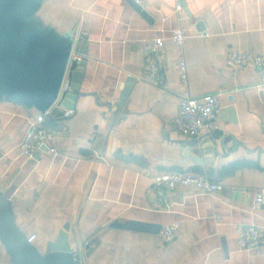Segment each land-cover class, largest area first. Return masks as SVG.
I'll use <instances>...</instances> for the list:
<instances>
[{"label": "crops", "instance_id": "1", "mask_svg": "<svg viewBox=\"0 0 264 264\" xmlns=\"http://www.w3.org/2000/svg\"><path fill=\"white\" fill-rule=\"evenodd\" d=\"M136 1L148 17L128 0H41L31 13L57 40L86 32L74 48L84 73L73 113L65 114V94L46 116L57 154L48 145L22 154L19 143L41 111L0 96V191L43 254L68 224L87 264H264V246L239 242L242 226L264 228L255 199L264 189V82L259 69L227 63L229 50L264 51V0ZM177 28L189 34L188 91L222 101L218 127L195 139L173 126L183 90L170 39ZM158 36L166 40L163 85L144 78V42ZM171 172L201 174L223 189L156 191L154 177ZM117 220L161 228L179 221L180 229L166 241L113 226ZM0 264H12L1 238Z\"/></svg>", "mask_w": 264, "mask_h": 264}, {"label": "water", "instance_id": "2", "mask_svg": "<svg viewBox=\"0 0 264 264\" xmlns=\"http://www.w3.org/2000/svg\"><path fill=\"white\" fill-rule=\"evenodd\" d=\"M148 17L136 0H128ZM41 0H0V96L35 105L40 111L52 107L59 98L73 49L71 35L57 40L40 30L29 16ZM183 6L185 3L181 0ZM73 72L72 91L66 94L64 106L74 107L80 88L83 66ZM124 90L122 99L126 97ZM113 226L160 232L161 225L137 220H117ZM69 225L59 233L52 250L41 253L29 241L26 232L15 220L7 195L0 191V238L12 264H77L69 241Z\"/></svg>", "mask_w": 264, "mask_h": 264}, {"label": "built area", "instance_id": "3", "mask_svg": "<svg viewBox=\"0 0 264 264\" xmlns=\"http://www.w3.org/2000/svg\"><path fill=\"white\" fill-rule=\"evenodd\" d=\"M86 34L80 28L71 34L73 49L70 56L68 68L64 76L59 97L72 91L73 75L72 72L82 64L84 55L74 51L75 44ZM189 37L184 28L174 29L170 39L177 46V68L180 81L183 85L179 98V109L174 118V129L188 139L200 138L206 133H211L218 127L217 117L222 107L220 93L206 94L201 97L193 96L188 91V65L185 59L184 44ZM166 40L162 36L150 38L144 42V52L148 59L146 67V78L155 84H164L163 69L166 63L165 58ZM227 63L231 67L243 69L253 67L259 69L262 82H264V51L251 52L242 50H229L227 53ZM143 78V77H142ZM50 109L41 111L31 122V126L26 131L22 141L19 143L20 150L25 156H34L44 145H48L49 151L53 154L58 153L55 145L56 131L46 125L45 119ZM73 111L66 109L65 114L71 115ZM180 186H192L199 190L213 193L223 189V184L214 181L204 175L171 172L160 173L154 177V189L160 193L172 191ZM256 202L261 206L264 204V189H259L255 196ZM180 229V222L175 221L162 226L160 235L166 241L175 238ZM36 234L28 236L29 241H34ZM239 242L243 247L264 246V228L255 224H246L240 229ZM77 264H87L82 251L74 250Z\"/></svg>", "mask_w": 264, "mask_h": 264}]
</instances>
